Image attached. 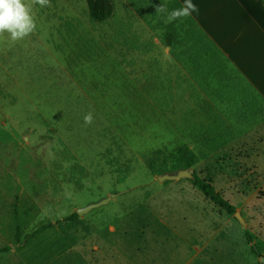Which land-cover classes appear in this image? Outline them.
<instances>
[{
    "label": "rangeland",
    "instance_id": "obj_1",
    "mask_svg": "<svg viewBox=\"0 0 264 264\" xmlns=\"http://www.w3.org/2000/svg\"><path fill=\"white\" fill-rule=\"evenodd\" d=\"M24 2L36 31L15 43L0 34V264H259L264 182L253 196L250 182L224 176L233 158L210 165L204 147L219 134L183 74L144 51L116 67L102 52L75 55L59 16ZM180 169L234 206L260 253L192 179H157Z\"/></svg>",
    "mask_w": 264,
    "mask_h": 264
},
{
    "label": "crops",
    "instance_id": "obj_2",
    "mask_svg": "<svg viewBox=\"0 0 264 264\" xmlns=\"http://www.w3.org/2000/svg\"><path fill=\"white\" fill-rule=\"evenodd\" d=\"M191 2L198 12L170 22L157 6L171 13L186 0H111L112 14L104 21L90 17L87 0H50L49 7L68 33L60 38L66 37L75 55L93 59L102 52L116 67L144 51L158 66L166 64V75L181 72L199 107L211 112V132L219 134V141L204 147L215 152L216 160H207L215 165L233 158L224 176L250 182L254 196L257 183L264 182V9L251 11L243 0ZM203 159L201 173L208 167Z\"/></svg>",
    "mask_w": 264,
    "mask_h": 264
},
{
    "label": "clouds",
    "instance_id": "obj_3",
    "mask_svg": "<svg viewBox=\"0 0 264 264\" xmlns=\"http://www.w3.org/2000/svg\"><path fill=\"white\" fill-rule=\"evenodd\" d=\"M41 7L49 6L50 0H33ZM157 13L167 14L166 18L170 22L182 16L190 15L191 12H198V8L191 0H186V6L182 9L167 12L164 5L156 8ZM37 29L35 17L32 14V6L26 4L24 0H0V34L7 33L12 42L24 40ZM93 122V115L88 113L84 117L85 125Z\"/></svg>",
    "mask_w": 264,
    "mask_h": 264
},
{
    "label": "trees",
    "instance_id": "obj_4",
    "mask_svg": "<svg viewBox=\"0 0 264 264\" xmlns=\"http://www.w3.org/2000/svg\"><path fill=\"white\" fill-rule=\"evenodd\" d=\"M243 1L245 6H247V8L251 11H257L258 8L264 9V0H254L255 4L253 3L249 4L246 0ZM87 4H88L90 17L95 21H104L108 19L112 14L113 7L111 0H87ZM77 167L78 166H72L73 169H76ZM192 176L193 178L191 180V183L195 188L198 189V191L202 194V196L210 200L223 212L227 214L235 213L234 206L226 202L218 193H216L211 185L202 181L201 178H199L194 172L192 173ZM77 215L78 214L76 212L73 213L70 217L66 219V221L72 222V220H74ZM41 230L42 228L37 230L34 234L39 233ZM244 236L246 241L253 244V246H251L252 253L255 255L260 253L259 247L257 246V244L253 242V237L247 230L244 231ZM8 251H9V247L0 248V253L1 252L5 253ZM259 264L262 263L260 262Z\"/></svg>",
    "mask_w": 264,
    "mask_h": 264
},
{
    "label": "water",
    "instance_id": "obj_5",
    "mask_svg": "<svg viewBox=\"0 0 264 264\" xmlns=\"http://www.w3.org/2000/svg\"><path fill=\"white\" fill-rule=\"evenodd\" d=\"M192 171L189 169H180L178 170L175 174H163L157 177L158 181H165V180H178L180 178H189L192 179ZM118 195V193H113L110 194L109 196L95 202V203H91L89 205H87L84 208H80L76 210V213L78 215H81L84 212H89L92 209L98 208L100 206L105 205L111 198H114ZM234 217L240 222L242 229L244 230L245 227V222L243 221V219L241 218V215L238 212L234 213ZM246 230V229H245ZM251 246H253V244H251ZM260 262L262 264H264V259L262 257H260Z\"/></svg>",
    "mask_w": 264,
    "mask_h": 264
}]
</instances>
